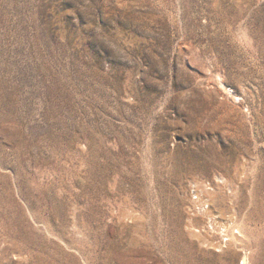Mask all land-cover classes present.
Segmentation results:
<instances>
[{
    "label": "rangeland",
    "instance_id": "1",
    "mask_svg": "<svg viewBox=\"0 0 264 264\" xmlns=\"http://www.w3.org/2000/svg\"><path fill=\"white\" fill-rule=\"evenodd\" d=\"M0 264H264V0H0Z\"/></svg>",
    "mask_w": 264,
    "mask_h": 264
},
{
    "label": "built area",
    "instance_id": "2",
    "mask_svg": "<svg viewBox=\"0 0 264 264\" xmlns=\"http://www.w3.org/2000/svg\"><path fill=\"white\" fill-rule=\"evenodd\" d=\"M226 242H227V241L224 240V241L222 242V244H226Z\"/></svg>",
    "mask_w": 264,
    "mask_h": 264
}]
</instances>
